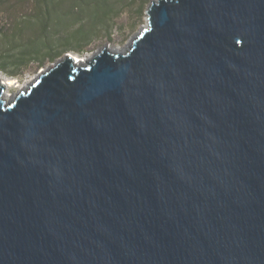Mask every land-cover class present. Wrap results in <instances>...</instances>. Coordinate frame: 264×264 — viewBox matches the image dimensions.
Masks as SVG:
<instances>
[{
    "label": "water",
    "instance_id": "water-1",
    "mask_svg": "<svg viewBox=\"0 0 264 264\" xmlns=\"http://www.w3.org/2000/svg\"><path fill=\"white\" fill-rule=\"evenodd\" d=\"M146 14L0 82V264H264V0Z\"/></svg>",
    "mask_w": 264,
    "mask_h": 264
},
{
    "label": "trees",
    "instance_id": "trees-1",
    "mask_svg": "<svg viewBox=\"0 0 264 264\" xmlns=\"http://www.w3.org/2000/svg\"><path fill=\"white\" fill-rule=\"evenodd\" d=\"M42 0L40 9L0 25V72L17 78L31 62L40 65L64 51H82L100 28L109 30L123 0ZM61 7V6H60Z\"/></svg>",
    "mask_w": 264,
    "mask_h": 264
},
{
    "label": "rangeland",
    "instance_id": "rangeland-1",
    "mask_svg": "<svg viewBox=\"0 0 264 264\" xmlns=\"http://www.w3.org/2000/svg\"><path fill=\"white\" fill-rule=\"evenodd\" d=\"M60 2L59 8L65 9L72 6L76 1L60 0ZM149 2L150 0L121 1V4L118 6L119 9L116 11V16L112 20V27L109 30L104 28L98 29L80 52L74 50L64 51L54 59H45L40 65H37L36 62H31L20 70L17 78L9 77L0 72V79L9 80L11 83L7 88V92L15 95L19 87H25L31 79L36 77L39 71L52 66L55 62L62 59L65 53H72L78 58H85L87 56H93L105 47L106 44L122 46L137 29L139 24L146 22V8ZM41 4L42 0H0V25L3 23H12L23 16L32 14L40 9Z\"/></svg>",
    "mask_w": 264,
    "mask_h": 264
},
{
    "label": "bare ground",
    "instance_id": "bare-ground-1",
    "mask_svg": "<svg viewBox=\"0 0 264 264\" xmlns=\"http://www.w3.org/2000/svg\"><path fill=\"white\" fill-rule=\"evenodd\" d=\"M146 18H147V16H146ZM146 25V22L145 23H142V24H139V26L137 27V29L133 32V34L130 36V38L122 45V46H118L117 44H110V45H107L106 44V46H105V48L107 49V50H110V51H114V52H119V53H122V52H124L127 48H128V46H129V44H130V42H131V40L133 39V37L137 34V33H139L140 32V30L144 27ZM68 54H70L72 57H73V60L75 61V64H78V65H81V64H84V63H86L92 56H87V57H85V58H78L77 56H75L74 54H72V53H68ZM64 57V56H63ZM46 69V68H45ZM44 70V69H43ZM40 72V71H39ZM38 75V74H37ZM37 75H36V77H37ZM35 77V78H36ZM35 78H33V79H31V81H33ZM30 81V82H31ZM0 82L3 84V92H2V97L3 98H5V99H9L13 94H10L9 92H7V88H8V86H10L11 85V83H10V81L9 80H1L0 79ZM22 88H24V87H19L18 88V91L19 90H21Z\"/></svg>",
    "mask_w": 264,
    "mask_h": 264
}]
</instances>
